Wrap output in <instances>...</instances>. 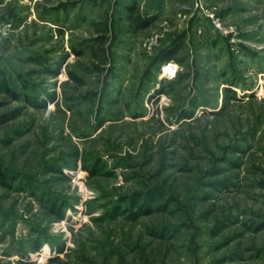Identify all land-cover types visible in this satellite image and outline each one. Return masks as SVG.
Here are the masks:
<instances>
[{"label": "rangeland", "instance_id": "obj_1", "mask_svg": "<svg viewBox=\"0 0 264 264\" xmlns=\"http://www.w3.org/2000/svg\"><path fill=\"white\" fill-rule=\"evenodd\" d=\"M0 264H264V0H0Z\"/></svg>", "mask_w": 264, "mask_h": 264}, {"label": "built area", "instance_id": "obj_2", "mask_svg": "<svg viewBox=\"0 0 264 264\" xmlns=\"http://www.w3.org/2000/svg\"><path fill=\"white\" fill-rule=\"evenodd\" d=\"M216 26L219 27V23H216ZM164 67L166 68V70L164 69ZM175 69H176V65L172 62V61H169L167 63L164 64V66L162 67V71H166V73H173L175 72Z\"/></svg>", "mask_w": 264, "mask_h": 264}, {"label": "trees", "instance_id": "obj_3", "mask_svg": "<svg viewBox=\"0 0 264 264\" xmlns=\"http://www.w3.org/2000/svg\"><path fill=\"white\" fill-rule=\"evenodd\" d=\"M127 7H128V9H129L130 12L133 11V10H132V8H133V3H132L131 5H128ZM171 55H172V52H171V51H168V53H167V57H166V58H167V59L172 58ZM187 115H188V113H184V114L182 115V117H187Z\"/></svg>", "mask_w": 264, "mask_h": 264}, {"label": "bare ground", "instance_id": "obj_4", "mask_svg": "<svg viewBox=\"0 0 264 264\" xmlns=\"http://www.w3.org/2000/svg\"><path fill=\"white\" fill-rule=\"evenodd\" d=\"M166 70V69H165Z\"/></svg>", "mask_w": 264, "mask_h": 264}]
</instances>
